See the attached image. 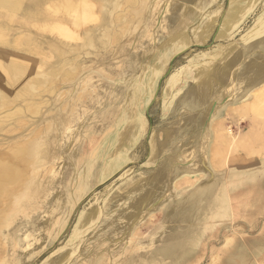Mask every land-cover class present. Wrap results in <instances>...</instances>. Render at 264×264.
Instances as JSON below:
<instances>
[{"label": "rangeland", "instance_id": "obj_1", "mask_svg": "<svg viewBox=\"0 0 264 264\" xmlns=\"http://www.w3.org/2000/svg\"><path fill=\"white\" fill-rule=\"evenodd\" d=\"M91 1L96 16L79 26L81 38L34 29L35 38L63 44L45 47L43 59L38 55L44 68L65 60L72 76L53 75L55 91L34 98L41 102L38 113L26 112L27 120L15 128L7 118L5 129H14L0 131V139H10L54 120L47 138L51 144L57 139L40 169L48 178L28 213L9 212L0 264H193L197 258L199 264H227L234 250L212 256L226 235L238 230L258 237L264 224V0H110L118 2L115 14H129L128 29L104 53L94 46L104 28L101 0ZM24 3L22 15L38 5ZM260 27L250 39L258 41V51L241 58L239 75L243 65L258 75L253 88H243L244 99L228 102L240 86L227 90L226 102L207 87L193 88L213 58L227 53L228 63L230 46ZM229 126L240 144L223 164L219 145ZM213 171L219 173L211 183L214 193L227 182L244 185L235 198L236 229L227 217L221 221L207 212L214 199L196 193ZM257 218L259 228L249 233L244 225ZM244 248V264H257L249 245Z\"/></svg>", "mask_w": 264, "mask_h": 264}, {"label": "bare ground", "instance_id": "obj_2", "mask_svg": "<svg viewBox=\"0 0 264 264\" xmlns=\"http://www.w3.org/2000/svg\"><path fill=\"white\" fill-rule=\"evenodd\" d=\"M24 1L0 0V111L3 110L5 113L1 115L0 112V131L4 130L6 126L8 127L9 122H5L7 118L12 119L10 125L15 128L18 123L27 120L26 112L30 114L38 113V104L41 103L40 100L43 98V93L49 95L55 91V81L57 79L53 75L60 73V80H66L72 76V72L64 67V65L68 64L65 60L59 62L53 70L49 71V69L44 68L45 60L43 61L42 59L47 55L44 53V48L54 49V47L58 48L61 44L62 49L63 44L58 40H56L57 42L54 39L49 40L46 35H40L41 37L35 38L34 29L42 28L49 32L56 31L64 37L75 33L77 37L79 36V26L92 16H96V11L93 10V2L91 0H35L38 3L37 8H34L35 10H28L22 15L23 9H26ZM116 1L110 3V0H101L99 2L98 12L101 14L104 28L95 38L94 46L102 50L103 53L110 50L116 44L118 45V42L120 39H123L128 29L129 14L123 11L115 14L118 6V2ZM125 1L135 2L136 0ZM50 8H53L52 13L47 12ZM262 29L260 27L258 30L254 29L253 32L259 33ZM84 33H88V29ZM38 55L42 56L40 60L43 62L38 60ZM31 56H36V58L32 59ZM63 94L64 92L61 91L56 96L60 98ZM244 94L240 91L230 97L228 102L235 104L240 99L245 98ZM35 97L40 100L35 101ZM20 98H23V101L16 103V100ZM55 123L56 121L54 120L44 121L39 125V128L37 127V130L31 133H23L10 139L6 138L5 140L0 139V240L8 235V231L3 232V228L8 227L11 221L9 212L18 209L22 213H28L26 211L28 204L43 189L48 174L46 172L42 173L40 169L48 162L51 156L52 145L57 140L55 136V140L51 144L49 142L52 140L50 139L49 141L47 138L49 132L53 128H56ZM9 128H6L8 132L10 129V131L14 129ZM223 132L226 135L225 141L219 147L221 149L223 164H226L229 161V157L237 152L240 140L238 142L230 126L226 127ZM199 163H201V166L205 164L202 158H199ZM212 173L214 174L213 179L200 183L201 185L196 188V193L204 192V194H208L210 199H214L213 204L207 206V212L212 214L215 211L213 214L217 216V220L221 217L222 221L227 217L229 219L228 222L231 221L233 223V229H236L235 226L238 221L234 209L235 198L238 197L244 185L236 182H227L223 190L214 193L211 183H215L214 178L218 177L219 173L215 171ZM261 181L259 180V182ZM252 184L256 185L257 183L254 184L252 182ZM245 186L248 187L247 185ZM260 186L261 184H259ZM262 187L254 189L261 191ZM227 207L228 210H226ZM260 223V219L257 218L250 220L244 226L249 229V233H252L259 228ZM222 229L219 230V234H214V238L220 237ZM231 233L233 234V232ZM235 233L239 234V237ZM235 233L231 237L226 235L222 246L218 250L215 249L212 256L214 258L220 257L227 251L231 252L234 250L235 253L230 254L231 258L227 264H244L243 259L246 251L244 245L248 244L250 250L257 256V264H264V224L258 237L255 236L249 239L238 232V230ZM216 240H213V243ZM1 242L0 253L3 252ZM213 249H211V252ZM195 261L193 264H199L198 258Z\"/></svg>", "mask_w": 264, "mask_h": 264}, {"label": "crops", "instance_id": "obj_3", "mask_svg": "<svg viewBox=\"0 0 264 264\" xmlns=\"http://www.w3.org/2000/svg\"><path fill=\"white\" fill-rule=\"evenodd\" d=\"M258 33L257 32H253L252 30V35L251 37H245L243 36L241 39H242V43H239V42H236L235 44H232L230 46V50L228 51L229 53H234L232 55L231 58H229L228 63L227 62H224V59L227 55L224 54L222 57L219 56V57H215L213 58L210 63L212 65H214L215 63H217L219 61L218 64H216L215 66H210L204 70H202V73L200 75V77H197L196 79L194 78L193 79V88L197 87V88H200V87H207L208 88V91L209 92V95L212 96V97H215L219 94V100L220 102H226L225 99H226V93L228 92L227 90L231 87V88H234V90L236 91L237 88L240 86L239 90L238 91H241L242 93V89L245 87V88H253V85L254 84H257L255 83L258 79V75H254L252 73V71H247V68L244 67V65L242 66V69H244V73L243 75H239V71H241V65L244 63V59L245 58H248L249 56H251V54L257 52V43L254 42V41H251L250 42V39L254 36V35H257ZM253 45H255V48H253ZM240 47V48H239ZM233 51H236V52H233ZM218 56V55H217ZM254 56V55H253ZM241 58H243V61L241 62ZM225 63V64H223ZM220 65H226V70H222V69H219V66ZM214 70L215 73L214 75L212 74V77L207 79L206 77L204 78V76L208 73H211V71ZM196 71V70H195ZM241 74V73H240ZM264 74V73H263ZM221 82H225V87H224V90H220L218 89L217 87V84L221 83ZM246 89V90H247ZM250 90V89H249ZM223 94V96H222ZM247 94V91L246 93ZM220 95L221 98L220 99ZM206 100V99H205Z\"/></svg>", "mask_w": 264, "mask_h": 264}]
</instances>
